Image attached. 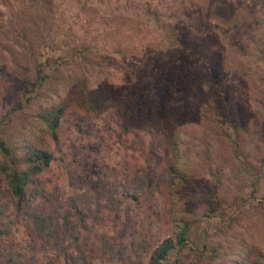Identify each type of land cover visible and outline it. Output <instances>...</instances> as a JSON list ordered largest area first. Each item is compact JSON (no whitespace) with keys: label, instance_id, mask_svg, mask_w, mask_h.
<instances>
[{"label":"rangeland","instance_id":"374dc122","mask_svg":"<svg viewBox=\"0 0 264 264\" xmlns=\"http://www.w3.org/2000/svg\"><path fill=\"white\" fill-rule=\"evenodd\" d=\"M42 64L46 71L59 67L64 78H53L57 89L43 90L45 96L32 90L26 103L25 81L35 82ZM84 70L98 108L89 107L82 83L65 79ZM202 72L208 115L207 105H192ZM152 82L154 91H145ZM55 101L65 104L57 139L36 116L39 104ZM136 102L141 111L126 128L118 107ZM160 116L177 126V158L157 126ZM0 132L22 149L32 142L54 153L36 175L50 199L46 190L34 204L63 210L78 197L69 218L76 221L81 210L88 223L78 244L66 241L63 249L31 236L0 170V225L10 227L0 233V251L20 264H147L180 214L194 220L167 263L205 262V247L213 246L208 264L263 259L264 0H0ZM169 163L187 178L171 174ZM145 175L152 178L148 192L137 183ZM107 186L117 209L97 195ZM104 236L119 249L102 246L109 245ZM0 264H7L3 256Z\"/></svg>","mask_w":264,"mask_h":264},{"label":"trees","instance_id":"16d2710c","mask_svg":"<svg viewBox=\"0 0 264 264\" xmlns=\"http://www.w3.org/2000/svg\"><path fill=\"white\" fill-rule=\"evenodd\" d=\"M82 56V58H86L85 53L79 54ZM78 62L85 65L86 68L87 62H83V59L80 58L76 59ZM173 61L165 62V68H172ZM195 65L198 66L199 69H203V64H200L199 62H195ZM44 65L42 64V67H38V71L41 72V74L38 76L41 78V81L38 80V77L36 76L35 82H27L25 81V84L23 86L24 92L23 97L25 98V102L28 103L30 101L31 96L33 95H44L45 92L43 90L47 88H51L53 90H56V84L54 85L53 78H64V75L62 74V70L58 67H52L49 71H44ZM204 71V70H203ZM59 72L62 76H55V73ZM200 73V71H199ZM88 73L84 70L82 73V76L74 77L72 75H67L65 77L66 81H75L78 80L80 83H82V87L85 91V95L87 97L88 103H90V108H98L97 101L94 100L92 95V90L88 85ZM206 73L202 72L201 77H196V80L200 82L198 85L202 89L201 92H196L193 95V101H196V103H192L193 106L205 104L207 105L204 108V111L206 115H208V88L204 89L202 86V83H207L208 78L206 77ZM204 77V78H203ZM59 79V80H60ZM68 79V80H67ZM169 80V79H168ZM43 81H47L48 86L45 88L42 84ZM173 81V80H171ZM65 82V81H64ZM175 83V81L170 82ZM177 84V83H176ZM175 84V85H176ZM208 86V84H206ZM154 82L149 83L148 86H146L145 91L153 92ZM177 87V85H176ZM32 90H34V94L30 93ZM162 92H164L165 96L170 98L172 102L181 104L183 103V97L181 95L176 96L172 95L171 93H168L167 89H162ZM163 94V93H162ZM145 93L143 91L142 96H144ZM23 102H20L18 106H23ZM157 109L156 106H152L151 111L155 112ZM141 111V104L139 102H136L134 104H123L118 107L119 116L124 121V126L128 128L127 123L128 119H131L135 114L140 113ZM65 113V104L63 102H50L45 104H39V106L36 109V116L38 120V124H42V128L47 130L52 138L57 139L58 137V126H59V120ZM142 113V112H141ZM152 120L153 118H149ZM157 121V126L162 131H165L169 137L170 142L172 145L173 152L177 157H179V138L177 134V130H175L176 124L173 123L169 118H164L163 116H160L158 119L155 118ZM173 123V124H171ZM171 125V126H170ZM3 132H0V170L3 173V177L5 178L6 184H7V191L9 192L11 196L12 204L14 205V211L18 214L24 217L25 225L28 229V232L31 236L38 235L45 243L51 244L57 249H63L66 248V244L69 241L71 244H78L80 239V228L81 227H87L88 223L85 220L86 213L79 211L78 219L76 221H72L69 218L70 212L73 208L76 207V199L78 197L71 196L72 201L70 203V206L68 208H65L63 210L60 209L59 205H54L50 207L49 209L45 208L44 206H37L34 204L33 200L36 197L37 194L44 195V191L47 189L45 186L42 185L41 179L38 178L36 175L41 172L43 167L47 165L53 158L54 153L51 149L47 147L40 146L38 144L28 142L25 143L24 149H22L19 144L11 139L7 138L5 135H3ZM10 137V136H9ZM14 141V142H13ZM175 158V161L178 162V160ZM168 169L171 172V174L180 175L184 178H187L186 172L182 170L181 167H179L177 164L169 163ZM138 185L140 186V189L142 191H147V188L150 187V184L152 183V178L147 175L144 176V178L139 179L137 181ZM106 189V190H105ZM104 190H97V195H101L104 199H106L105 204L110 208H118V198L115 196V189L113 187H105ZM148 192V191H147ZM192 193V192H191ZM49 190L46 191L45 198L50 199ZM192 195V194H191ZM193 197L200 198L203 200H207L206 196L202 194H194ZM212 201V200H210ZM97 210L100 209L102 206L99 202ZM77 210V209H76ZM77 210V211H78ZM1 213V211H0ZM194 218L192 216H188L186 214H180L179 216L174 217V228L170 235L162 238L158 242H156L153 245V248L150 250L149 253V259L147 261V264H169L167 263V256L169 251L174 248L176 245H182L185 244V240L187 239L189 235L190 228L192 226ZM3 225V223H1ZM0 225V233H9L10 227L6 224L3 226ZM122 235H124V232L122 231ZM104 239L106 242L109 243V245L101 244L105 248H111V249H119L118 244L115 242L110 243L108 238L104 236ZM67 241V242H66ZM142 242L139 240L137 244H142ZM125 243L121 245V247H124ZM146 247L150 249V244L146 242ZM208 253L206 254V261L200 262L198 260L191 259L188 262H179L176 264H208L211 260L210 258H213L214 255H216V246H213L212 248H207ZM68 254V253H66ZM71 257H73L72 254H69ZM68 255V256H69ZM4 257V261L7 264H20V262H17L12 254L10 252H1L0 251V257ZM262 257V255H261ZM258 256L257 259L255 258H249L244 259L242 258L239 263L241 264H264L263 259ZM74 258V257H73ZM238 258V257H236ZM230 264H235L233 261H231Z\"/></svg>","mask_w":264,"mask_h":264}]
</instances>
